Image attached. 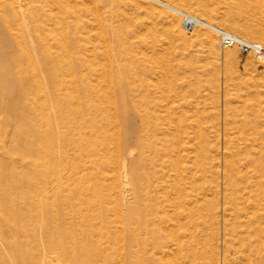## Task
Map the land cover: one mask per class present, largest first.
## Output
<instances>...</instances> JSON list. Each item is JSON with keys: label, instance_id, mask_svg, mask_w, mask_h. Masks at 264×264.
<instances>
[{"label": "rangeland", "instance_id": "1", "mask_svg": "<svg viewBox=\"0 0 264 264\" xmlns=\"http://www.w3.org/2000/svg\"><path fill=\"white\" fill-rule=\"evenodd\" d=\"M160 1L264 47V0ZM0 2L17 8L28 26V29H20L11 6L2 10L13 32L9 33L0 21V144L1 139L7 138L9 145L13 133V121L6 110L11 101L8 90L15 87L10 70L3 67L2 57L5 53L11 59L20 58L16 43L29 48L35 55L41 47L39 36H47L54 52L67 51L65 53L72 56L77 73L95 74L90 79H98L104 87L107 80L113 79L114 90L109 103L102 104L109 111L103 116L110 119L112 135L120 141L122 153H108L107 157L118 155L119 165L108 174L109 179H99L106 195L105 215L114 221L113 264H133L130 249L135 237L146 244L144 252L139 254L140 264H264L262 245H258L256 260L252 256L253 249L244 239V232L251 226L250 218L256 213L250 208L256 199L258 215H264V183L260 182L258 171L262 160L264 171V60L253 53H242L236 47L223 48L219 37L211 30L186 31L178 14L149 0ZM30 10L38 11L44 28L35 29L28 17ZM128 54L137 56L140 66L148 72L159 73L146 76L148 82L157 85L156 93L146 98L150 109H154V112L151 109L154 113L152 130H167L163 137L153 139L158 144L156 147L162 144L181 151L183 165L197 170L194 176L186 172L178 178L183 184L195 181L200 194L193 218H180L179 233L174 222L176 211L171 204L175 201L174 196L168 197V201L162 193L148 196L147 200L135 199L131 184L126 187L131 195H125L134 210L146 211L149 231L135 236L126 224L130 215L135 217L137 214L134 215L136 212L123 200L121 190H124L125 181L120 175L123 174L121 161L128 158L127 163L135 166L140 160L141 147L136 144V139L142 126L132 103L146 95H133L124 84L128 106L122 102L117 80L121 74L134 73ZM22 60V65L27 66V59L23 57ZM83 110L87 112L85 105ZM5 130L9 133L6 136ZM129 148L135 150V156L125 155ZM203 152L204 171L200 167L202 159L196 160ZM149 155L156 158L155 151ZM8 159V155L0 152L3 170L14 166L20 170L18 176L23 177L26 172L23 161L15 164ZM233 167L237 171L235 175ZM144 168L160 186L176 173L158 166L145 165ZM248 172L253 178H246ZM236 197H241L240 201H233ZM25 204L19 206L22 208ZM210 210L212 214L209 215ZM41 223L40 220L36 227H29L30 224L26 227L30 233L39 232ZM258 225L264 228V220ZM232 227H236L235 230ZM3 249L6 250L0 242L1 252L7 254ZM9 258L5 259L6 264H15L12 257Z\"/></svg>", "mask_w": 264, "mask_h": 264}, {"label": "bare ground", "instance_id": "2", "mask_svg": "<svg viewBox=\"0 0 264 264\" xmlns=\"http://www.w3.org/2000/svg\"><path fill=\"white\" fill-rule=\"evenodd\" d=\"M26 1L30 3L34 0ZM52 1L59 3L58 0ZM149 1L178 15L188 14L160 0ZM8 6L9 4L0 2V21L10 33L13 30L2 12ZM19 8L22 12L21 7ZM10 9L15 13L20 29H28L21 14H18V9L14 6ZM26 10L29 8L26 7ZM37 12L30 10L28 17L35 29L39 30L44 28V24L42 25ZM76 27L78 28V25ZM39 41L41 47L35 55L29 48L16 43L20 58L11 59L5 53L2 57L3 67L6 71L10 70L15 87L8 90L11 101L8 102L6 110L13 121V133L9 145L7 138L5 141L1 139L0 152L9 156V162L16 164L22 160L26 172L20 177L17 174L20 170L17 171L16 167L3 170L4 165H0V242L8 252L4 254L0 250V264H6L5 259L9 257H12L15 264H113L114 221L105 215L106 195L99 183L100 178L109 179L108 174L119 165L118 155L107 157L108 153L110 151L122 153L120 141L118 138L116 141L112 135L110 119L103 116L109 111L102 104L109 103V96L114 90L113 79L107 80L105 87L102 86L98 79H90L95 74L77 73L72 65V56L65 53L67 51L54 52L47 36H39ZM128 55L132 65L131 71L134 73L121 74L117 80L122 102L128 106L124 96V84L131 94L146 95L140 101L132 103V109L135 110L142 126L136 139V144L141 147L140 160L135 166L129 164V161L127 163L128 158L121 161L123 174L120 175L125 181L122 185L124 190H121L124 193L123 200L128 203L126 204L128 208L136 212L134 215L137 214L135 217L130 215L126 224L135 232V236H141L149 231L148 221H145L146 211L134 210L125 195H131L130 189H126L127 185L131 184L134 192L132 196L134 195L135 199L139 197L147 200L148 196L162 193L166 194L168 201V197L174 196L175 201L171 204L176 211L174 222L179 233L180 218H193L195 204L200 194L194 185L195 181L191 179L192 182H189L188 186L186 183H180L178 178H182L184 176L182 174L186 172L194 176L197 170L183 165L184 155L181 151H175L162 144L161 147H156L158 144L153 139L163 137L164 131L167 130L162 128L152 130L154 109L151 108L152 112L146 98L156 93L157 85L148 82L146 76L149 73L152 75L159 73L152 70L148 72V69L140 66L137 56ZM23 57L28 61L25 67L22 65ZM79 61L82 62V58ZM83 105L86 106V113ZM4 133L5 136L9 134L8 130ZM0 136L2 137V134ZM152 151L156 152V158L150 157ZM205 152L198 158L195 157L198 161L202 159V163L199 161L202 171L205 170ZM126 154L132 157L135 150L129 148ZM262 162L263 160L259 163L258 171L261 174L260 182L264 183ZM145 165L170 169L176 173L162 182L161 186L158 185L159 182L156 185L157 181L145 172ZM232 171L234 175L237 173L234 167ZM249 174V172L246 174V178H253ZM256 186L258 187V182ZM240 199L241 197H236L233 201L237 202ZM21 202L26 203L25 207L19 206ZM254 202L250 208L256 213L249 222L253 227L250 226L249 230L244 232L246 235L244 239L246 238L247 245L253 249L252 256L258 260V245H262L264 249V228L258 223L264 220V215H258V199ZM210 213L211 210L208 214ZM40 220L41 231L30 233L26 226L30 224L29 227H36ZM135 238L130 249L131 259L133 264H140L142 261L139 254L144 252L146 244L144 240ZM188 244L190 246L191 242Z\"/></svg>", "mask_w": 264, "mask_h": 264}, {"label": "built area", "instance_id": "3", "mask_svg": "<svg viewBox=\"0 0 264 264\" xmlns=\"http://www.w3.org/2000/svg\"><path fill=\"white\" fill-rule=\"evenodd\" d=\"M182 18V26L188 32H193L198 28H205L214 32L220 40L223 48H238L242 53H253L258 59L264 60V47L261 44L250 42L242 37L236 36L222 28L209 25L203 20L190 16L188 14H180Z\"/></svg>", "mask_w": 264, "mask_h": 264}]
</instances>
